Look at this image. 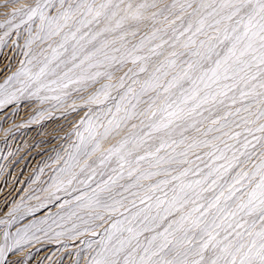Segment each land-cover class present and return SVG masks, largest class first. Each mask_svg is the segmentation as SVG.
<instances>
[{"label": "snow or ice", "instance_id": "6c2138e0", "mask_svg": "<svg viewBox=\"0 0 264 264\" xmlns=\"http://www.w3.org/2000/svg\"><path fill=\"white\" fill-rule=\"evenodd\" d=\"M0 10V49L23 57L0 66V110L85 109L37 203L0 220V264L64 239L80 242L73 264H264V0ZM60 192L55 213L16 226Z\"/></svg>", "mask_w": 264, "mask_h": 264}, {"label": "rangeland", "instance_id": "374dc122", "mask_svg": "<svg viewBox=\"0 0 264 264\" xmlns=\"http://www.w3.org/2000/svg\"><path fill=\"white\" fill-rule=\"evenodd\" d=\"M2 2L3 0H0V3ZM27 2L33 3L34 0ZM3 20L4 16L0 15V22ZM22 58L18 50L9 47L0 49V66L8 64L10 71H15L18 61ZM2 82L3 77H0V83ZM50 109L52 103L40 104L35 100H25L0 110V220L6 219L7 213L16 204L37 203L36 200L28 201L27 197L34 194V190L51 183L54 169L57 167L54 162L57 153L66 156L65 150H70L72 143L77 139L74 126L84 116L85 109L72 111L67 106L59 111H49ZM113 143L115 140L106 141L103 147L107 149ZM58 195L61 197L60 201L37 212L35 217L22 219L16 226L23 227L30 220L55 213L58 203L72 198L65 192ZM2 230L3 226L0 225V233ZM12 231L14 232L15 228ZM62 243L67 245L66 252L59 244H35L28 249L31 258L27 260V264H54V261L61 257L63 264H73L80 242L64 239Z\"/></svg>", "mask_w": 264, "mask_h": 264}]
</instances>
